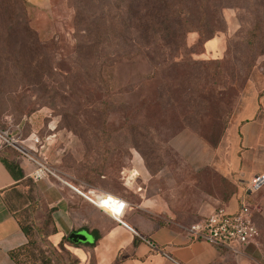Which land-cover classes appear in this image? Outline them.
Wrapping results in <instances>:
<instances>
[{
    "label": "rangeland",
    "instance_id": "1",
    "mask_svg": "<svg viewBox=\"0 0 264 264\" xmlns=\"http://www.w3.org/2000/svg\"><path fill=\"white\" fill-rule=\"evenodd\" d=\"M38 17L26 0H0V131L19 132L53 181L121 194L124 170L150 193L222 183L200 150L221 144L243 92L264 88V0H53ZM8 204L36 243L23 264L76 261L48 237L53 209L37 182ZM247 204L264 264V185ZM85 255L79 264H96Z\"/></svg>",
    "mask_w": 264,
    "mask_h": 264
},
{
    "label": "crops",
    "instance_id": "2",
    "mask_svg": "<svg viewBox=\"0 0 264 264\" xmlns=\"http://www.w3.org/2000/svg\"><path fill=\"white\" fill-rule=\"evenodd\" d=\"M26 1L40 18L48 16L53 0ZM247 96L254 98L251 104L246 102ZM175 142L182 144L178 138ZM6 154L7 148L0 140V264H15L10 254L25 246L28 239L9 208L8 201L22 181L15 179L3 163V159L11 162ZM16 163L25 179L32 177L35 167L31 162L19 157ZM200 165L225 183H166L167 191L158 187L151 193L143 184L124 183L126 189L121 194L88 183H80L81 191L51 177L37 180L45 202L54 209L58 233L50 237L51 242L59 245L65 237L86 232L90 237L87 243L95 246L72 248L79 263L90 252L96 264H263L262 253L254 245L232 257L225 250L191 239L188 229L220 207L236 212L251 180L264 175V88L251 87L243 92L221 144L215 149L201 148ZM79 192L91 196L105 192L125 200L127 209L122 221L132 231L87 205Z\"/></svg>",
    "mask_w": 264,
    "mask_h": 264
},
{
    "label": "built area",
    "instance_id": "3",
    "mask_svg": "<svg viewBox=\"0 0 264 264\" xmlns=\"http://www.w3.org/2000/svg\"><path fill=\"white\" fill-rule=\"evenodd\" d=\"M0 140L5 147L16 150L22 157L34 165L35 170L32 178L35 181L48 177L59 179L53 169L27 152L20 135L13 137L8 131H0ZM32 140L36 144L39 143V139L37 138H33ZM121 176L126 183H136L137 172L134 170H124ZM263 185L264 175L254 177L249 187L246 188L244 194L241 196L239 208L236 212L230 213L224 207L216 209L207 218L190 226L188 229L189 237L193 240L204 241L219 250L232 251L236 256L242 255L248 246L256 245L260 237V232L253 221L247 199L250 193H253ZM79 194L91 205L109 215L115 222L132 231L122 221L127 209V202L125 200L105 192L98 193L96 196L81 192ZM144 241L151 248H155L152 243Z\"/></svg>",
    "mask_w": 264,
    "mask_h": 264
},
{
    "label": "trees",
    "instance_id": "4",
    "mask_svg": "<svg viewBox=\"0 0 264 264\" xmlns=\"http://www.w3.org/2000/svg\"><path fill=\"white\" fill-rule=\"evenodd\" d=\"M21 125H23V123H21ZM19 135V132L17 133ZM16 134V136H18ZM6 148H10V147H6ZM12 149V148H10ZM14 150V149H13ZM16 151V150H14ZM17 152V151H16ZM18 153V152H17ZM19 157H22V155L19 154ZM3 163L5 164L6 168L9 170V172L13 175V177L17 180H21L22 183H20V186L23 184L24 181L27 180V178L25 179V176L21 170V168L19 167V165L14 162V161H11V162H8V161H5L3 159ZM34 182H36L32 177H30ZM222 183H225L224 181H222ZM18 190V189H17ZM112 193H115L112 192ZM53 209V208H52ZM54 212V209L52 211H50V213L48 214V216H46V222L44 223L46 225V227L48 228L49 226H51L52 228V231L49 234V238L52 236V235H55L58 233L57 231V228L55 226V223H54V219H53V213ZM13 216L15 217V219L17 220L21 230L23 231V233L26 235L27 239H28V243L19 248L18 250L16 251H13L10 256L12 258V260L14 261L15 264H23L21 261H20V258L21 257H25V256H28L31 251H30V248L35 246L36 243L33 241L32 239V235H31V229L29 227H26V226H23L20 222V220L18 219V217L16 216L15 213H13ZM45 227V228H46ZM98 236L95 238V241L98 240ZM61 246V248L64 249V246L65 245H69L73 248H86V249H93L94 246H95V243H74L73 241L70 240L69 237H65L62 242L59 244ZM72 264H79V259H76V261H74Z\"/></svg>",
    "mask_w": 264,
    "mask_h": 264
},
{
    "label": "water",
    "instance_id": "5",
    "mask_svg": "<svg viewBox=\"0 0 264 264\" xmlns=\"http://www.w3.org/2000/svg\"><path fill=\"white\" fill-rule=\"evenodd\" d=\"M75 235H77V234L71 235L70 240L73 241V242L75 241V243H82V242L79 241L80 237H76ZM85 243H87V242H85Z\"/></svg>",
    "mask_w": 264,
    "mask_h": 264
}]
</instances>
